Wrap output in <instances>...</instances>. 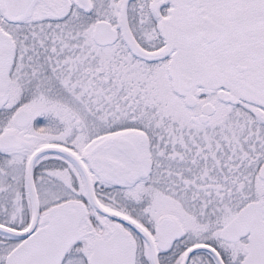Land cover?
<instances>
[{
  "label": "snow or ice",
  "instance_id": "snow-or-ice-1",
  "mask_svg": "<svg viewBox=\"0 0 264 264\" xmlns=\"http://www.w3.org/2000/svg\"><path fill=\"white\" fill-rule=\"evenodd\" d=\"M0 264H264V0H0Z\"/></svg>",
  "mask_w": 264,
  "mask_h": 264
}]
</instances>
